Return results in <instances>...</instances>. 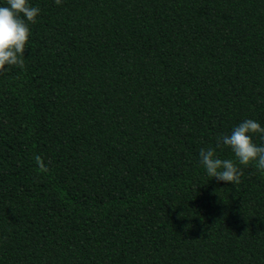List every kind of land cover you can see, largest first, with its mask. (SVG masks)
I'll use <instances>...</instances> for the list:
<instances>
[{
	"label": "trees",
	"instance_id": "obj_1",
	"mask_svg": "<svg viewBox=\"0 0 264 264\" xmlns=\"http://www.w3.org/2000/svg\"><path fill=\"white\" fill-rule=\"evenodd\" d=\"M30 3L0 72V264H264V172L199 158L264 127V0Z\"/></svg>",
	"mask_w": 264,
	"mask_h": 264
},
{
	"label": "clouds",
	"instance_id": "obj_2",
	"mask_svg": "<svg viewBox=\"0 0 264 264\" xmlns=\"http://www.w3.org/2000/svg\"><path fill=\"white\" fill-rule=\"evenodd\" d=\"M55 3L60 5L62 0H55ZM39 14L40 8L32 6L30 0H6V6H0V72L6 67L23 65L31 35L30 25L36 23ZM254 134H260L264 138V127L254 119H246L234 127L230 134L220 136L214 148H201L200 164L207 175L217 182L232 185L241 182L243 173L237 163L231 159L219 158L217 149L223 147L231 150L239 165L255 163L264 172V146L254 143ZM34 158L40 171L47 172L48 168L41 162V158L38 155Z\"/></svg>",
	"mask_w": 264,
	"mask_h": 264
}]
</instances>
